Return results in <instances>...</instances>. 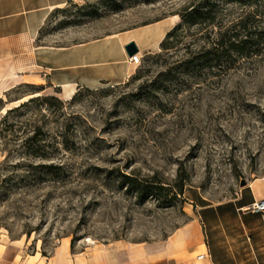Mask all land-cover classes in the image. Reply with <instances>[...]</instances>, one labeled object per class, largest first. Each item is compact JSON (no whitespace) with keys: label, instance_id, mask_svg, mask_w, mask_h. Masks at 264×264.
<instances>
[{"label":"rangeland","instance_id":"1","mask_svg":"<svg viewBox=\"0 0 264 264\" xmlns=\"http://www.w3.org/2000/svg\"><path fill=\"white\" fill-rule=\"evenodd\" d=\"M195 1L77 0L53 11L43 37L73 44L168 17L176 26ZM221 2L222 28L243 19L253 34L243 58L193 61L214 35L183 26L124 84L72 96L31 84L0 92V169L20 187L0 193V249L8 246L0 264L48 263L66 241L70 263L84 248L116 241L159 251L191 219L206 246L228 237L237 263L247 261L260 237L244 233L235 208L264 177V0ZM26 54L0 48V84L19 66L25 80ZM34 127L46 160L25 156ZM124 176L150 186L135 192Z\"/></svg>","mask_w":264,"mask_h":264},{"label":"crops","instance_id":"2","mask_svg":"<svg viewBox=\"0 0 264 264\" xmlns=\"http://www.w3.org/2000/svg\"><path fill=\"white\" fill-rule=\"evenodd\" d=\"M76 1L0 0V48L10 52L25 50L27 54L22 60L28 72L24 80V76L18 75L24 74L25 69L19 66L13 71L15 77L10 78V84H0L1 93L19 84H31L69 96L81 89L98 90L124 84L134 74V65L128 62L125 47L134 43L142 57L156 53L166 34L176 24L168 17L79 43L58 44L53 42V37L46 40L43 30L53 11ZM17 79L20 82L16 83ZM246 189L251 190V196L239 198L242 204L235 211L244 233L257 231L260 237L247 261L264 264V214L246 210L253 202L264 199V182L259 179L257 184H250ZM206 238L201 223L191 219L169 235L159 251H152L147 245L135 248L116 241L84 248L74 254L70 263L65 259L63 262V257L71 254L70 243L66 241L57 247L45 264H54L53 260L56 264H248L247 261L237 263L228 237L219 242L211 239L209 246H206ZM7 247H3L1 255ZM203 250L205 256L202 259L194 256ZM20 253L17 249V255Z\"/></svg>","mask_w":264,"mask_h":264},{"label":"trees","instance_id":"3","mask_svg":"<svg viewBox=\"0 0 264 264\" xmlns=\"http://www.w3.org/2000/svg\"><path fill=\"white\" fill-rule=\"evenodd\" d=\"M225 2L242 3L243 0H225ZM69 4H72V2L68 3L67 5ZM113 4L115 7H118L116 2H113ZM222 11L223 4L221 0L195 1L180 15L181 22L174 26L172 30L166 34L165 38L160 44V48L162 50H167L168 39L183 26H203L214 35V39L209 42L207 47H202L198 53L193 56V61L205 64L214 62L216 65H218L224 56H227L232 61H234L233 59H237L239 57L243 58L244 56L249 55V52L253 47V34L246 30L247 27L245 26L243 19L230 24L228 27L222 28L221 21H218ZM25 104L19 106L18 108H21ZM12 111L14 110L8 111L7 114ZM34 128L35 133L33 136L24 140L26 143L31 142L29 146L30 150H28L25 156L46 160L47 154L43 150L45 146L44 140L40 138L38 140V137L42 135V132L39 127ZM5 164L7 163H4V166L6 167ZM11 167L15 168L17 166L12 165ZM44 167L48 168L46 166ZM0 168H2V166ZM1 172L2 171L0 169V193H3V198H8L10 195L15 194L20 189L19 181H16V176L13 174H2ZM124 179L126 181V185H128V187L135 192L140 190L141 185L150 186L145 183H140V181L136 178H131L129 176H124ZM179 191L181 192V187L179 188ZM26 234L29 237L31 233L27 232Z\"/></svg>","mask_w":264,"mask_h":264},{"label":"built area","instance_id":"4","mask_svg":"<svg viewBox=\"0 0 264 264\" xmlns=\"http://www.w3.org/2000/svg\"><path fill=\"white\" fill-rule=\"evenodd\" d=\"M128 62L134 66H140L142 63V56L139 53H136L128 58ZM262 182H264V177L261 179ZM248 212H251L253 214H264V199H261L259 201L253 202L248 208H246ZM205 255H199V259H202Z\"/></svg>","mask_w":264,"mask_h":264},{"label":"water","instance_id":"5","mask_svg":"<svg viewBox=\"0 0 264 264\" xmlns=\"http://www.w3.org/2000/svg\"><path fill=\"white\" fill-rule=\"evenodd\" d=\"M125 52L127 56L131 57L132 55L138 53V48L134 43H130L125 47ZM245 185V182L241 183V186Z\"/></svg>","mask_w":264,"mask_h":264},{"label":"bare ground","instance_id":"6","mask_svg":"<svg viewBox=\"0 0 264 264\" xmlns=\"http://www.w3.org/2000/svg\"><path fill=\"white\" fill-rule=\"evenodd\" d=\"M13 69V68H12ZM10 77L12 78V77H15V74H14V72L12 71L11 73H10ZM13 79V78H12ZM3 84V83H2ZM3 87H5V85H3ZM12 88V87H11ZM14 88V87H13ZM12 88V89H13ZM69 96H72V95H69ZM27 98L29 99V97H26V98H24V99H22V100H25V101H27ZM17 102H18V100H17ZM24 102V101H23ZM22 102V103H23ZM9 109V108H8ZM88 244H90V245H92L93 244V241L91 240V239H88L87 241H86ZM173 242V241H172ZM1 250V249H0Z\"/></svg>","mask_w":264,"mask_h":264}]
</instances>
